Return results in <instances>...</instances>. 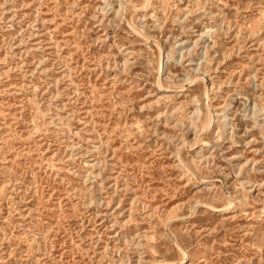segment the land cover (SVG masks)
<instances>
[{
	"label": "rangeland",
	"instance_id": "374dc122",
	"mask_svg": "<svg viewBox=\"0 0 264 264\" xmlns=\"http://www.w3.org/2000/svg\"><path fill=\"white\" fill-rule=\"evenodd\" d=\"M0 264H264V0H0Z\"/></svg>",
	"mask_w": 264,
	"mask_h": 264
},
{
	"label": "bare ground",
	"instance_id": "6f19581e",
	"mask_svg": "<svg viewBox=\"0 0 264 264\" xmlns=\"http://www.w3.org/2000/svg\"><path fill=\"white\" fill-rule=\"evenodd\" d=\"M182 45H184V44H182ZM188 52H189V51H188ZM182 53H183V52H182ZM243 202H244L243 197H242V196H239V197H238V200H237V203H243ZM235 204H236V203H235ZM235 204H233L230 208H233ZM230 208H229V209H230ZM185 256H186V255H185Z\"/></svg>",
	"mask_w": 264,
	"mask_h": 264
}]
</instances>
